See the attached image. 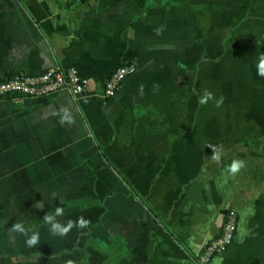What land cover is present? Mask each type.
Masks as SVG:
<instances>
[{"label":"crops","instance_id":"0c3cea01","mask_svg":"<svg viewBox=\"0 0 264 264\" xmlns=\"http://www.w3.org/2000/svg\"><path fill=\"white\" fill-rule=\"evenodd\" d=\"M262 53L264 0H0V77L74 64L87 78L75 94L0 98V231L36 223L46 239L0 257L194 264L231 208L235 239L207 264H264ZM123 60L134 72L103 96ZM57 206L61 223L89 225L53 236L43 216Z\"/></svg>","mask_w":264,"mask_h":264},{"label":"built area","instance_id":"2783aa9c","mask_svg":"<svg viewBox=\"0 0 264 264\" xmlns=\"http://www.w3.org/2000/svg\"><path fill=\"white\" fill-rule=\"evenodd\" d=\"M135 68V62L123 60L111 69L103 83V96L114 95L121 82L133 73ZM86 84L87 78L81 74L76 65L61 66L54 64L36 73L21 71L6 73L0 77V98L10 97L20 102L25 97H41L60 89H66L75 94L83 90ZM221 214L222 223L219 232L203 245L194 260V264H207L214 255L222 252L235 239L238 222L236 212L227 208Z\"/></svg>","mask_w":264,"mask_h":264},{"label":"clouds","instance_id":"9594fccd","mask_svg":"<svg viewBox=\"0 0 264 264\" xmlns=\"http://www.w3.org/2000/svg\"><path fill=\"white\" fill-rule=\"evenodd\" d=\"M256 68H257V75L260 77H264V53L259 55L257 63H256ZM212 99H213L212 93L205 90L203 95L199 97L198 102L200 105H206ZM215 103L217 107H220L223 104V97H221L219 100H216ZM62 112L64 114L61 116L60 123L61 124L72 123L68 110L62 109ZM209 147L212 149V159L214 161L219 162L221 159V153H222L221 147L214 146V145H209ZM244 167H245V161L240 160V159H234L231 162V164L228 166V172L232 175H236ZM63 215H64V208L57 206L55 208L54 214H45L43 216V221L45 224L49 226L48 230L53 236L64 237L70 232V230L73 227L83 229V228H86L90 223V221L86 220L84 217L81 216L76 221L69 219L67 223L64 224V223H61L59 220H57V217H60ZM13 230L27 237L26 245L28 247L35 246L39 241V233L32 232L31 235H29L30 230L25 229L24 225L20 222H17L13 225ZM68 264H71V261H69Z\"/></svg>","mask_w":264,"mask_h":264},{"label":"rangeland","instance_id":"374dc122","mask_svg":"<svg viewBox=\"0 0 264 264\" xmlns=\"http://www.w3.org/2000/svg\"><path fill=\"white\" fill-rule=\"evenodd\" d=\"M0 226L5 228L6 225L2 224ZM24 227H27L26 229L30 230L29 235H31L32 232L39 233L38 224L36 223L25 224ZM26 239L27 237L21 235L19 232L10 234L8 231H0V256H4L6 253H25L26 256H29L31 250L37 251V249L46 242V239L39 236L38 243L33 247H28L26 245ZM7 262L6 259L0 257V264H7Z\"/></svg>","mask_w":264,"mask_h":264},{"label":"trees","instance_id":"16d2710c","mask_svg":"<svg viewBox=\"0 0 264 264\" xmlns=\"http://www.w3.org/2000/svg\"><path fill=\"white\" fill-rule=\"evenodd\" d=\"M171 233V232H170Z\"/></svg>","mask_w":264,"mask_h":264}]
</instances>
